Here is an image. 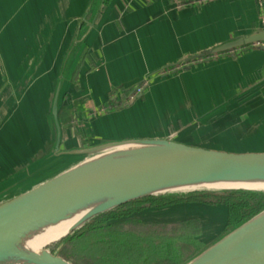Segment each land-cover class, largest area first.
Wrapping results in <instances>:
<instances>
[{
    "label": "crops",
    "instance_id": "obj_1",
    "mask_svg": "<svg viewBox=\"0 0 264 264\" xmlns=\"http://www.w3.org/2000/svg\"><path fill=\"white\" fill-rule=\"evenodd\" d=\"M74 1L0 0V204L75 159L44 163L55 147L50 112L64 65L62 153L130 140L264 153V43L184 63L263 32L264 0H106L103 6L82 0L73 38L50 67ZM127 98L129 103L111 108ZM65 103L75 118L66 135ZM186 137L192 142L179 140ZM55 165L61 167L49 175ZM172 208L186 212L173 221L136 217L148 223L197 220L205 249L226 232L222 205ZM215 210L219 216L208 219Z\"/></svg>",
    "mask_w": 264,
    "mask_h": 264
},
{
    "label": "water",
    "instance_id": "obj_2",
    "mask_svg": "<svg viewBox=\"0 0 264 264\" xmlns=\"http://www.w3.org/2000/svg\"><path fill=\"white\" fill-rule=\"evenodd\" d=\"M93 2L103 6L106 0ZM262 43L264 31L229 42L207 54L189 58L184 63ZM67 70L66 65L61 67L54 90L50 113L55 128V147L44 163L51 166L62 157L75 159L45 182L0 204V261L12 254L19 258L17 240L40 229L42 223L49 221V225H46L49 229L60 226L73 220L76 210L100 199L102 201L99 203L115 198L119 201L110 208H93L67 235L48 245L41 254H34L32 264H73L58 254L63 248L62 242L94 218L126 204L149 197L212 191L155 193L158 190L201 182L264 183V153L237 154L207 150L169 140L111 142L82 151L60 152L63 133L59 115ZM216 191L264 193V190L244 188ZM58 244V253H53L51 247ZM185 264H264V210L237 228L225 232L219 240Z\"/></svg>",
    "mask_w": 264,
    "mask_h": 264
},
{
    "label": "trees",
    "instance_id": "obj_3",
    "mask_svg": "<svg viewBox=\"0 0 264 264\" xmlns=\"http://www.w3.org/2000/svg\"><path fill=\"white\" fill-rule=\"evenodd\" d=\"M129 101L130 98H127L126 101L110 105L112 109H117ZM73 114L74 110L69 109L65 103L61 113L65 135L74 128ZM215 193L217 195L213 200H209V192H198L149 197L131 202L94 218L74 232L62 242L65 246L60 254L75 264H183L201 253L207 245L201 239L200 222L190 219L176 223H148L136 216L149 210H164L183 204L222 205L228 214L227 232L264 210L263 193ZM178 245L192 249L184 260L176 248Z\"/></svg>",
    "mask_w": 264,
    "mask_h": 264
},
{
    "label": "bare ground",
    "instance_id": "obj_4",
    "mask_svg": "<svg viewBox=\"0 0 264 264\" xmlns=\"http://www.w3.org/2000/svg\"><path fill=\"white\" fill-rule=\"evenodd\" d=\"M234 188H244L251 190H264V183H254V182H237V181H226V182H201L199 184L193 185H183L176 186L171 188H166L162 190H158L155 193H170V192H186L190 190H212L211 192H219L216 190L221 189H234ZM101 200V199H100ZM97 200L95 203L90 204L88 206H83L76 210L73 214L76 216L73 220L64 223L60 226L49 229V221L48 223H42V227L40 229H36L28 235L20 237L17 241V249L20 253L19 258L15 257V254L11 255V257L0 261V264H32V258L34 254H41L45 248L60 240L62 237L67 235L73 228H75L80 220L87 215L93 208L98 207H112L116 205L119 201L118 198L100 202ZM102 201V200H101ZM99 203V204H98Z\"/></svg>",
    "mask_w": 264,
    "mask_h": 264
},
{
    "label": "rangeland",
    "instance_id": "obj_5",
    "mask_svg": "<svg viewBox=\"0 0 264 264\" xmlns=\"http://www.w3.org/2000/svg\"><path fill=\"white\" fill-rule=\"evenodd\" d=\"M81 2L82 0H75L74 1V5L73 7L71 8L72 10H70V13H69V16H68V23H69V30H67V35L64 33H60L59 37L57 38V49H54V52H53V56H51L49 58V66H54V68L56 67V65L58 64V61H59V57L62 55V53L65 51L66 47H67V43L68 41H70L72 38H73V28H74V25L73 24H76L77 21H78V16L80 15V12L77 11V9L79 7H81ZM85 2H87V5H88V0H85ZM193 3V2H192ZM75 9V10H74ZM73 26V27H72ZM64 28H67V24H65ZM62 29V28H61ZM62 31V30H61ZM56 51V52H55ZM49 67V68H50ZM53 77V74H51V76L49 78L52 79ZM138 95V93H137ZM179 140H182L184 142H192L191 139L188 137L186 138H182V139H179ZM252 149H254V147H252ZM59 167H61V165H55L54 167L50 168L49 170V175L55 170H57ZM53 172V173H54ZM35 183V182H34ZM264 194V193H263ZM217 194L215 192H209V200H213L215 198ZM205 211H203L204 213L208 212L209 210L208 209H204ZM208 210V211H206ZM183 212H186V211H182L181 208L179 209H175V208H172V209H168V210H160V211H150V212H144L143 215H142V218L144 219H159V220H167V221H173L175 218H177L178 215H181ZM210 212V211H209ZM196 215H200L199 213H197ZM217 216H219V214L216 212V210L214 211V213H208V219H212V218H216ZM221 216V214H220ZM207 219V220H208ZM215 225V224H214ZM217 228V227H216ZM226 228V224L224 225V229ZM210 231L213 230L215 231L216 229L212 227L209 228ZM218 230V229H217ZM211 238V237H210ZM59 245V244H58ZM58 245L56 247H51V251L53 253H58ZM65 246V244H63V247ZM178 250H179V253L181 255V259L184 260L186 259V257L190 254V252L192 251L191 247L189 246H186V245H178L176 247ZM62 258L68 260L69 262L75 264V262L65 258L64 256H62L60 254V252L58 253ZM190 261V260H189ZM188 262V261H187ZM185 262V263H187ZM183 263V264H185Z\"/></svg>",
    "mask_w": 264,
    "mask_h": 264
},
{
    "label": "built area",
    "instance_id": "obj_6",
    "mask_svg": "<svg viewBox=\"0 0 264 264\" xmlns=\"http://www.w3.org/2000/svg\"><path fill=\"white\" fill-rule=\"evenodd\" d=\"M215 1H217V0H195V1H193V3L194 4H205V3L215 2ZM137 93H138V95H140L141 90L138 89V91L136 92V95H137Z\"/></svg>",
    "mask_w": 264,
    "mask_h": 264
}]
</instances>
